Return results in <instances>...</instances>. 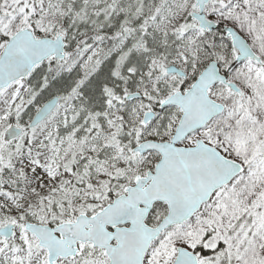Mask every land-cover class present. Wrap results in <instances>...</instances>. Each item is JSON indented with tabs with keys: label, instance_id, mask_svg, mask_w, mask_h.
Masks as SVG:
<instances>
[{
	"label": "snow or ice",
	"instance_id": "1",
	"mask_svg": "<svg viewBox=\"0 0 264 264\" xmlns=\"http://www.w3.org/2000/svg\"><path fill=\"white\" fill-rule=\"evenodd\" d=\"M0 264H264V0H0Z\"/></svg>",
	"mask_w": 264,
	"mask_h": 264
}]
</instances>
